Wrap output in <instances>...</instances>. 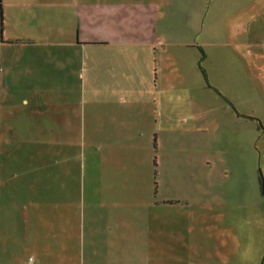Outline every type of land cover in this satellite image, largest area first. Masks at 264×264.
Wrapping results in <instances>:
<instances>
[{
	"label": "crops",
	"instance_id": "1",
	"mask_svg": "<svg viewBox=\"0 0 264 264\" xmlns=\"http://www.w3.org/2000/svg\"><path fill=\"white\" fill-rule=\"evenodd\" d=\"M246 116L264 132V0H0V264H172L206 219L233 264ZM203 171L237 196L201 198Z\"/></svg>",
	"mask_w": 264,
	"mask_h": 264
},
{
	"label": "rangeland",
	"instance_id": "2",
	"mask_svg": "<svg viewBox=\"0 0 264 264\" xmlns=\"http://www.w3.org/2000/svg\"><path fill=\"white\" fill-rule=\"evenodd\" d=\"M203 84L209 85L210 87L212 86L207 77L206 82L203 79ZM211 93L214 98H218L222 104L224 99L221 98L214 89L211 90ZM220 111L221 110L218 112L219 114ZM219 121H227L225 114L219 116ZM243 121L245 122L243 125L244 128L242 127L243 129H237L235 125H233L229 137L222 140V142H224L223 146L230 149L229 153L232 154H225L222 159L224 160V163L228 162L234 167L232 171L233 176H235L238 169H240L242 173L241 175L243 176L242 195L244 198H248L250 210L259 213L260 216L258 219L259 224L251 219L247 225L249 227V233L247 236H240L239 242L241 245L237 246L236 243L234 244L236 236L234 237L233 264H263L260 259L257 260L256 258V250L260 243H258L255 249L257 243L254 241V233L256 230L260 232L264 231V196L260 195L258 191V175L260 174L264 178V132L263 129L260 128L257 120L244 118ZM228 125H230V122L227 121V126ZM204 136H206V138ZM203 138H205L203 147H211L210 143L211 141H214V136L211 132L203 133ZM211 161L216 162L213 158H211ZM224 181L216 182L211 175H206L203 171L201 191L198 189L196 194L201 198H216L223 194L226 195L227 198H235L237 192L235 189L229 190L230 187L227 186L228 179ZM179 190L180 188L176 186H168L167 195L172 197L173 195L178 194L177 196L180 197ZM187 190L190 191V189L186 188V194H188ZM209 223H211V221L206 219L202 224L203 238L207 239L203 240L201 246H199V244L194 246L189 244L188 248H185L184 250L170 251V262L172 264H223L221 256L225 249H223L220 244H217L218 249L215 248L213 239L209 234V230L211 229ZM217 240L220 241L219 238H217ZM214 243H217V241L214 240ZM245 248L249 249V252L246 253L248 258L245 257L246 259H242L240 258V255L242 251L245 253Z\"/></svg>",
	"mask_w": 264,
	"mask_h": 264
},
{
	"label": "trees",
	"instance_id": "3",
	"mask_svg": "<svg viewBox=\"0 0 264 264\" xmlns=\"http://www.w3.org/2000/svg\"><path fill=\"white\" fill-rule=\"evenodd\" d=\"M204 56L203 52H201V55H200V59H202ZM198 67L199 69L201 70V73H202V76H203V79L205 80L206 82V75H205V72H204V69L202 68L201 66V63L200 61H198ZM208 87H210L209 85H206ZM229 105L230 103L225 99L223 98ZM247 118H251V119H255L253 118L252 116H246ZM256 120V119H255ZM259 124V123H258ZM258 191L260 193V195L264 196V178L259 174L258 175Z\"/></svg>",
	"mask_w": 264,
	"mask_h": 264
}]
</instances>
